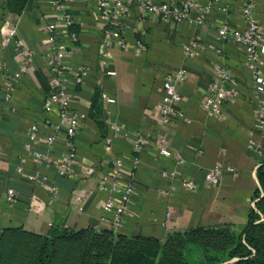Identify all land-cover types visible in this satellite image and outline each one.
Wrapping results in <instances>:
<instances>
[{"label":"crops","instance_id":"obj_1","mask_svg":"<svg viewBox=\"0 0 264 264\" xmlns=\"http://www.w3.org/2000/svg\"><path fill=\"white\" fill-rule=\"evenodd\" d=\"M181 1L154 0L171 4ZM209 1L200 0L203 5ZM243 3L244 0H218L201 23L192 19L173 23L154 14H145L140 22L143 7L132 4L126 27L129 45L109 48L103 59L101 41L108 22L99 14L96 0H63L64 8L72 15L71 27L78 34L73 53L66 59L89 70V76L80 84L74 83L71 73L57 76L45 58L48 44L43 30L47 21L56 23L58 40L66 39L50 0H32L19 14L4 12L0 7V27L8 21L15 28L13 39L7 43L0 34V85L4 72L20 73L12 89L11 104L1 102L0 228L22 226L46 234L53 227L95 231L108 227L109 214L103 211V205L109 193L100 189L99 183L102 175L113 179L117 173L121 184L133 182V192L116 230L119 233L163 241L172 231L198 226L242 227L254 209V194L259 188L257 169L264 163V130L255 127L258 103L264 104V96L258 99L252 95V74L246 66L243 46L228 40L222 46L223 52L217 53L220 42L216 34L223 22L242 28ZM254 15L264 43V0H257ZM190 38L199 43L192 57L183 52ZM16 39L29 48L28 58L19 56L13 42ZM136 39H141L142 48L135 46ZM217 64L227 67L233 93L223 103L222 113L214 116L202 104ZM178 68L186 72L185 80L177 84L181 99L176 105L184 116L174 114L168 124H161L163 80ZM259 71L264 74V57ZM56 78L66 90L72 108L84 112L86 118L74 139V176L63 177L56 172V164L64 154L60 145L51 150L52 164L34 160L24 163L27 173L48 175L46 185L40 187L18 174L16 168L29 125L58 120L56 111L46 112L41 107L44 97L56 89L52 85ZM112 123L119 130H114ZM137 134L146 142L139 152L133 150ZM107 136L111 137L109 143L105 141ZM158 141L167 146L166 155L159 153ZM37 148L47 147L41 143ZM175 152L180 154V161ZM118 158L120 168L115 166ZM135 159L138 166L133 167ZM215 166L221 168L219 182L210 184L205 172ZM227 167L233 171H227ZM164 169H174L176 176L162 177ZM181 177L193 180L196 187L184 188ZM8 187L18 194L15 202L4 198ZM77 194L80 199L75 198ZM112 196L118 201L117 193ZM168 211L170 218L166 217Z\"/></svg>","mask_w":264,"mask_h":264},{"label":"built area","instance_id":"obj_2","mask_svg":"<svg viewBox=\"0 0 264 264\" xmlns=\"http://www.w3.org/2000/svg\"><path fill=\"white\" fill-rule=\"evenodd\" d=\"M218 0H210L207 4H201L200 0H182L179 4H171L167 2L156 3L154 0H96V7L101 16H103L108 25L104 30L101 47L103 59L107 57L109 48L119 46L126 48L129 41L126 38V27L128 19L131 17L132 4H141L143 12L138 16V21H144L145 14L160 15L173 23H179L183 20L192 19L194 23H201L205 19V15L210 12L212 3ZM257 0H244L240 8V17L243 22L242 28L233 27L227 22H223L217 29L216 39L220 42V46L216 48L217 53H222V46L228 40H232L243 46L245 51V61L247 68L251 71L252 77V95L255 98L264 96V74L259 71V63L264 57V43L260 38L259 23L255 18L254 9ZM58 17L57 19L63 25L66 39H57V25L55 22L47 21L44 25V33L46 34L47 48L44 50L45 58L50 63V70L57 76L65 73H71L75 84L82 83L88 76L89 70L84 65H73L68 62L66 56L73 53V44L78 40V34L70 30L73 24L72 15L64 8L63 0H50ZM194 15H193V14ZM191 16L193 18H191ZM0 34L4 43L13 39L15 28L5 21L0 27ZM18 49L20 57L28 58L30 50L22 40H13ZM137 48H142L141 39L134 41ZM199 43L190 38L183 46V52L186 56L192 57L196 54ZM215 78L211 82L208 93L204 98L202 107L205 111L214 116L222 113V106L233 93L230 86V74L227 67L223 64H217ZM1 71V70H0ZM3 82L0 85V110L1 102L11 104L12 89L14 84L19 81L20 73H3ZM186 72L184 68H178L174 72L165 75L163 80V95L159 105V121L161 124H168L171 116L176 114L183 117L184 113L176 108L181 96L177 89V84L184 81ZM52 85L57 86L42 100L41 107L46 112L56 111L57 121L32 122L27 131V140L23 145L22 152L19 154V164L16 172L25 175L31 179L34 185L44 187L49 180L47 174L42 176L32 175L24 171V163L28 160H34L42 164H52L51 150L54 146L60 145L64 149V154L60 161L56 164V172L63 177L74 176V158L76 156L75 135L81 121L86 118L84 112L74 110L70 104L66 90L62 87L58 78L52 80ZM14 112L15 108L12 107ZM114 130H119L114 123L111 124ZM255 127L264 130V104L259 102L256 112ZM107 143L111 142V137L105 138ZM41 143L46 145V150L37 148ZM145 139L142 135L137 134L133 142V150L141 151L145 146ZM159 153L166 155L167 146L164 142L158 141ZM175 157L180 161V154L175 152ZM121 159L115 160V166L120 168ZM138 166V159L133 162V167ZM227 171H233V168L227 167ZM221 168H214L205 172V180L210 184L219 182ZM134 172L130 173V176ZM162 177L174 178L176 171L174 169L161 170ZM121 176L116 175L111 179L108 174H104L100 178L99 188L109 193L106 198L103 211L109 214L108 227L117 230L121 224L122 216L126 208L127 201L133 192V182L131 180L121 184ZM181 185L189 190L196 187L193 180L181 177ZM113 193L118 194V201L112 196ZM55 197V193L53 198ZM4 198L7 202H15L18 198L17 192L8 187L4 191ZM80 199V195L75 196ZM108 216V215H107ZM171 212L166 214L170 218ZM107 219V218H106Z\"/></svg>","mask_w":264,"mask_h":264},{"label":"trees","instance_id":"obj_3","mask_svg":"<svg viewBox=\"0 0 264 264\" xmlns=\"http://www.w3.org/2000/svg\"><path fill=\"white\" fill-rule=\"evenodd\" d=\"M32 0H6L12 13H21ZM0 7L2 3L0 0ZM70 30L73 31L72 27ZM96 101H93V107ZM259 188L256 206L239 233L231 224L198 226L172 231L163 241L153 237L127 236L109 227L67 230L51 228L46 234L22 226L0 228V264H182L180 256L187 243L198 245L204 264L236 258L234 264H264L258 231L264 225V163L257 169ZM186 264V263H184Z\"/></svg>","mask_w":264,"mask_h":264},{"label":"rangeland","instance_id":"obj_4","mask_svg":"<svg viewBox=\"0 0 264 264\" xmlns=\"http://www.w3.org/2000/svg\"><path fill=\"white\" fill-rule=\"evenodd\" d=\"M8 1V0H7ZM6 0H1L2 3V10L4 12H8L9 10L6 8L5 3ZM258 200V198L253 199V206H254V210L259 214L260 216V220L263 219L262 213L260 212V210L257 208L256 206V201ZM231 232H235V233H239L242 230V227H236L233 226V229H230ZM258 236L260 239V254L262 256H264V225H262V228L259 229L258 231ZM180 256V260L181 263L184 264H204V257L205 254H203L202 249L193 243H187L186 244V248L182 250V254L179 255ZM236 261V258H231L229 260H226L224 262L221 263H216V264H234V262ZM160 264V263H159Z\"/></svg>","mask_w":264,"mask_h":264}]
</instances>
